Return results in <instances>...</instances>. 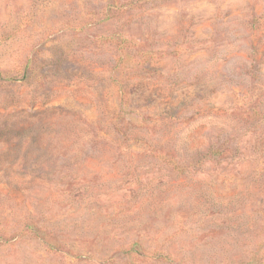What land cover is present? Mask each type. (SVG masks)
Returning a JSON list of instances; mask_svg holds the SVG:
<instances>
[{
  "label": "rangeland",
  "instance_id": "1",
  "mask_svg": "<svg viewBox=\"0 0 264 264\" xmlns=\"http://www.w3.org/2000/svg\"><path fill=\"white\" fill-rule=\"evenodd\" d=\"M264 264V0H0V264Z\"/></svg>",
  "mask_w": 264,
  "mask_h": 264
},
{
  "label": "trees",
  "instance_id": "2",
  "mask_svg": "<svg viewBox=\"0 0 264 264\" xmlns=\"http://www.w3.org/2000/svg\"><path fill=\"white\" fill-rule=\"evenodd\" d=\"M240 264H256V263L253 262V261H247V262H245V263H240Z\"/></svg>",
  "mask_w": 264,
  "mask_h": 264
}]
</instances>
